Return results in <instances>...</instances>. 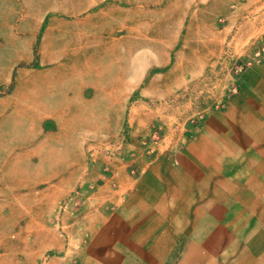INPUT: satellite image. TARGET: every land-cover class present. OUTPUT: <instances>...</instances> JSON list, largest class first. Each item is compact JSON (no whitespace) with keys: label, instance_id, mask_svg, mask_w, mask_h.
I'll return each instance as SVG.
<instances>
[{"label":"crops","instance_id":"obj_1","mask_svg":"<svg viewBox=\"0 0 264 264\" xmlns=\"http://www.w3.org/2000/svg\"><path fill=\"white\" fill-rule=\"evenodd\" d=\"M163 1L0 0V264H264V58L184 147L107 181L105 215L51 238L84 140L120 136L131 87H158V39L132 30Z\"/></svg>","mask_w":264,"mask_h":264},{"label":"rangeland","instance_id":"obj_2","mask_svg":"<svg viewBox=\"0 0 264 264\" xmlns=\"http://www.w3.org/2000/svg\"><path fill=\"white\" fill-rule=\"evenodd\" d=\"M147 9L148 23L137 24L132 35L158 39L146 45L157 47L158 87H131L123 102L127 119L120 136L84 140L82 186L72 193L78 201L68 204L65 219L51 221L52 239L65 233L62 228H72L74 240L75 229L90 227L94 210V216L105 215L107 205L101 202L112 190L103 187L107 181L138 175L166 151L184 147L209 116L239 93L242 74L264 58V0H164L156 16L150 11L154 7ZM40 36L39 31L32 67L38 63ZM7 62L0 59V68ZM11 88L0 87V97ZM6 109L0 107V117L11 115ZM12 159L0 157V166H14Z\"/></svg>","mask_w":264,"mask_h":264}]
</instances>
